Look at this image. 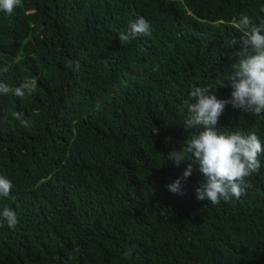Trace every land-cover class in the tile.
Instances as JSON below:
<instances>
[{
    "label": "trees",
    "instance_id": "16d2710c",
    "mask_svg": "<svg viewBox=\"0 0 264 264\" xmlns=\"http://www.w3.org/2000/svg\"><path fill=\"white\" fill-rule=\"evenodd\" d=\"M264 18V0H22L0 11V264H264V153L239 199H196L199 165L181 180L173 149L202 131L180 106L192 86L230 98L233 21ZM150 37L121 44L137 18ZM79 62V71L67 67ZM219 133H255L264 114L230 104ZM130 252L125 258L123 253Z\"/></svg>",
    "mask_w": 264,
    "mask_h": 264
},
{
    "label": "clouds",
    "instance_id": "9594fccd",
    "mask_svg": "<svg viewBox=\"0 0 264 264\" xmlns=\"http://www.w3.org/2000/svg\"><path fill=\"white\" fill-rule=\"evenodd\" d=\"M22 5V0H0V11L11 14L14 9ZM234 28L242 33L239 40L228 41L229 47L239 46L234 55L237 62L233 65L234 71L227 80L231 83L232 92L228 99H218L210 87L192 86L188 99L180 106L181 113L187 111L184 121L186 128H202L198 134L183 142L179 151L173 149L168 159L179 165L191 154L194 162H189L182 177L168 185L169 191L181 192V180H186L193 171V164L199 165V171L205 181L196 188V199L207 200L217 205L221 200L228 201L235 197L239 199L245 194L246 177L259 172L261 161L258 157L264 153L262 142L255 133L241 134L240 132L219 133L217 125L225 111L226 105L235 109H242L255 116L264 114V18L253 23L247 15H241L233 21ZM152 26L144 17H139L129 26L127 34L121 33V44L129 43L139 36L150 37ZM67 67L79 71V62L69 61ZM8 66L0 68L6 73ZM35 80H24L19 87L11 88L0 83V93L12 94L23 98L36 90ZM13 188L12 182L5 176H0V197L7 198ZM9 227L18 224L15 211L3 207L0 213ZM125 258L130 252L123 253Z\"/></svg>",
    "mask_w": 264,
    "mask_h": 264
}]
</instances>
